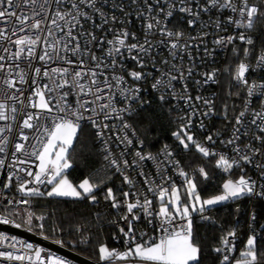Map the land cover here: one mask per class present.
<instances>
[{
    "label": "snow or ice",
    "instance_id": "1",
    "mask_svg": "<svg viewBox=\"0 0 264 264\" xmlns=\"http://www.w3.org/2000/svg\"><path fill=\"white\" fill-rule=\"evenodd\" d=\"M59 6L64 3V0H53ZM138 0H132L136 4ZM197 4L199 11H194L192 4ZM49 0H44L40 5V11L35 10L37 0H21L17 4L15 0H0V121L16 120L17 115H20L21 125L19 132V139L21 141H28L29 137L25 134L24 129H34L37 133L35 137L36 143L33 145L32 150L27 152L26 155L34 157L36 163V171L33 172L30 168H21L20 171L24 172L27 177L31 179H23L17 177L16 191L21 195V199L16 203L28 206L35 197H65L73 199L87 198L92 203L98 201L96 189L100 187L98 184L92 183L89 179H84L78 185H74L69 181L64 174L65 170L71 167L68 159L69 149L73 146V141L76 138L77 131L80 128V121L88 120L92 123L93 127L97 129L96 135L103 139L105 129L109 128L107 123L101 122L109 119H119L122 121L120 128L124 132L123 136L116 134L117 140L121 144L131 146L133 140L129 138L125 129H131L132 135L135 136V129L124 121L125 114L133 112L132 104L144 101L140 97L141 89L134 85H129V78L134 82H139L147 79L150 73L144 71L148 62L154 60L152 51L154 45L152 43V36L157 32L166 39L160 41L161 44H167L170 49V55L176 58L177 50H186L190 47L189 44H181L184 38V33L181 31L173 32L167 27V20L170 19L175 11L187 14L191 19L187 20L189 27H195L197 21L200 19V12L209 13L211 10H229L234 15L227 17L228 24L233 25L235 28L243 29L239 34H233L226 37L217 38L214 43L217 46L226 48L228 45L233 44L239 40L245 45L243 48V58L234 68L233 80L238 86H243L247 91V97L252 98L257 90L264 97V83L257 84L255 81L250 82L247 74L250 71H257L264 69V45L256 53V41L249 31L256 30L257 21L264 22V0L260 3H249V0H207V4L201 6L198 0H153L149 3L144 0L147 8V13L141 9H137V16L144 18L147 22L144 24V39L141 42L136 33L129 32L126 28H121L116 31L111 28L108 31L113 32L112 39H98L94 33H81L91 38V41H96L99 44L106 43L109 47L105 50V56L108 62H105V57H97L91 53L88 45L81 48L79 38L74 36L73 28L81 24V18L84 20H91L89 13L83 12L80 4H85L87 7L93 9L98 13L101 22L96 24L93 20V26L103 28L104 25L109 23H116V17H107L103 11L96 7L97 0H80V4L72 3L71 7L75 10L61 12L57 10L53 18L50 20V27L45 29V21L48 20L45 14L41 19H36L35 23L27 24L29 20L35 19L40 16L41 12H45L44 5L48 4ZM153 4L159 6L158 10L153 8ZM166 5V7L162 6ZM24 6H32V14L28 15L23 11ZM19 8L21 11H11V9ZM120 10L123 11L122 6ZM153 11L156 15L153 16ZM163 13L165 23L162 25L160 14ZM70 17V19H69ZM155 21L153 23L152 21ZM66 21L70 26L65 30L59 23ZM74 22V23H73ZM120 23H123L121 21ZM216 28L221 29V22H215ZM27 25V27H25ZM11 26V27H9ZM207 25H202V27ZM53 28L64 33V37H56ZM226 30V29H221ZM46 31L45 36H41L42 32ZM27 32L29 34L17 36L15 40L11 39V33ZM49 37L52 40L49 41ZM136 41L129 43V40ZM191 40L197 37H189ZM200 39H203L201 36ZM75 41V44L72 42ZM6 42V43H3ZM43 43L45 47L37 52V47ZM7 45H15V51H11ZM69 45H72L69 47ZM207 52V49H205ZM233 53L240 56V49L233 47ZM71 52L74 56H78V63L67 58L62 53ZM255 53V55H254ZM87 57L93 62L94 66H89L85 69L84 58ZM249 58L255 59V65L251 63ZM132 60L140 68V71L129 69L126 61ZM35 61L40 62V66H36ZM62 63L74 67H51V64ZM167 63V61H165ZM153 66H155L153 64ZM173 68L176 66L173 65ZM107 68L111 70V76L105 75L103 72H97L96 69ZM119 70V71H117ZM228 71V69H226ZM178 75L169 73H162L161 77L156 78L152 84V88L159 91L164 88L166 91L160 95V100L163 101L168 91L173 93V98H176L175 87L173 81H184V71L182 68L177 69ZM126 73V75H125ZM192 69H188V76H191ZM216 71L205 73L204 83L209 81H216ZM99 76H103V81L99 80ZM88 78V83L82 81ZM42 80H47V83H41ZM199 83V82H197ZM27 85L28 95L25 96L23 87L17 85ZM118 89L121 101L125 103V107L117 108L115 100L117 93L113 89ZM69 89V91H64ZM107 90V91H105ZM183 92L187 93V84L183 85ZM103 93V95L101 94ZM75 95L76 102L73 106L69 102V96ZM93 97V99H85L83 97ZM185 99V103L191 105L193 97L190 95L181 96ZM196 101H202L207 107V111L203 112L204 116L214 114L212 101L205 99L201 96L195 97ZM9 101L12 103L10 104ZM27 101V102H25ZM100 101H104L100 103ZM19 103L20 107L17 108L16 104ZM251 99H246L245 109L240 111L235 116V125L232 136L221 143L233 145L235 156L229 158L224 154H217L212 151L205 144L196 140L191 134L192 116L197 115L193 111L187 117V123L173 132V136L178 143L185 149L190 146L200 153L203 157L218 156L215 163L218 168L224 172H230L233 168L241 167L245 164H252L254 157L261 153L260 148H255L251 143L244 145L242 148L237 141L241 136L249 134L246 124L255 126V129L264 134V112H256L252 114V119L246 121L245 117L248 111V105ZM88 105H94L88 107ZM227 105H225V110ZM85 113H90L85 115ZM115 114V115H114ZM52 119L51 127L46 125L49 119ZM225 118L227 113L225 111ZM183 119V118H182ZM259 121V123H258ZM203 128V124L200 125ZM243 129V131H241ZM13 131L12 125L0 127V153H5L9 144L12 141L9 139L5 132L11 133ZM254 139L259 141L264 146V135H255ZM207 142L215 143L212 135L205 137ZM142 146L143 141H138ZM105 143V152L109 156H113L107 141ZM14 152L12 155L15 157L16 153L25 152L24 143H14ZM124 153H121V159L118 160L114 156L109 161L110 165L123 175L124 184L129 186V189H136V191H123L122 188L114 190L109 187L103 194V199L110 203L111 208H123L124 212L120 215V220L124 221V226H118L119 237L113 236V239H122L125 248L123 251L119 249L110 248L106 243L98 245V259L101 264H199L201 256V246L196 242L193 234V221L192 214L200 213L202 219H209L203 214L212 206L222 204L228 201H239L241 198L257 196L264 199V184H258V181L253 180L246 175H240L237 179H227L222 185L220 194L214 195L210 198L203 199L197 191L196 182L189 177V174L179 167V161L174 160V154L169 150L168 145H165L159 154L153 155L151 153L144 154L142 151H136L135 156L137 160L129 164L127 159H123ZM163 156L164 160L172 166L178 168L179 176L184 178L185 181V195L186 200L182 201V196L179 189L172 184L170 188L156 185L155 187L148 186L150 181L144 172L141 170L138 175L143 177L144 184L148 186V192L156 194V199L159 200V208L154 211L152 208L153 200L143 195L142 190L137 187V181L129 175H124L121 165L124 169L131 166L139 167V161L154 160L156 161L157 168L159 169L163 161L160 157ZM29 161L19 160L20 164H26ZM4 165V160L0 159V167ZM260 170L261 175L264 176V163H257L255 165ZM199 174L205 179L208 178V173L204 167L197 169ZM13 175L8 176V183L4 184V188L11 186ZM161 178L166 181L167 178L161 173ZM51 185L50 190L41 191L40 185ZM31 185V186H30ZM259 189V190H258ZM121 197L123 199H121ZM143 197V198H142ZM9 204L13 201H8ZM240 209L237 208V212ZM142 214V215H141ZM34 213L30 210L27 211V223L31 224ZM99 214H97L98 216ZM142 216L147 219V223L152 226V231L158 233L155 237L144 239L147 233H141L139 239L135 228V222L141 220ZM43 219V216L37 217ZM257 216L255 211L250 215L249 229L250 233L244 245V249L240 252L239 258L235 259L233 264H261L260 257L264 256V251L258 249V233L256 232L255 224ZM0 223L8 224L9 220L5 217H0ZM115 223V222H113ZM17 228L19 224L15 225ZM43 227V225H41ZM264 229V224L260 225ZM76 230L81 231L80 226ZM235 237L236 230L228 231L220 239V247L213 249L216 253H221L220 264H228L230 261V253L235 251ZM9 239L6 236H0V248L5 250L0 251V262H20L28 261V264H45L41 257V250L33 247L32 244L22 243L17 241L15 237L11 238L13 241L5 245L4 241ZM87 243V238L82 240ZM16 243H22V247L27 249L29 254H16L19 250L16 249ZM12 250H8V249ZM48 264H65V261L58 258H48Z\"/></svg>",
    "mask_w": 264,
    "mask_h": 264
},
{
    "label": "built area",
    "instance_id": "2",
    "mask_svg": "<svg viewBox=\"0 0 264 264\" xmlns=\"http://www.w3.org/2000/svg\"><path fill=\"white\" fill-rule=\"evenodd\" d=\"M17 4L21 3V0H15ZM44 0H37V4L35 5V10L40 11V5L43 4ZM75 2L77 4H80V0H64V3L57 6L53 0H49V3L44 5L45 12H41L40 16H36L35 19L29 20L27 24L35 23L36 19H41L45 14L48 17V20L45 21V29L47 27H50V20L53 18L54 13L59 10L62 13L72 11L73 14L75 13V10L72 9L71 5ZM149 3H153V0H148ZM255 0H249V3H254ZM236 3L239 4V0H236ZM256 3V2H255ZM198 4L201 6H204L207 4V0H198ZM122 6L123 11L120 10V7ZM166 7V5H162ZM96 7L101 9L105 16L112 17L113 15L116 17V23H112L109 19V23L107 25H104L103 28H97L93 26V20L96 22V24H99L101 22L100 16L98 13L94 12L92 8L87 7L85 4H80V8L83 12L89 13L91 16V20H84L81 18V24L77 25L75 28H73V35L77 36L79 38V43L81 45V48L83 49L84 46L87 44L91 53H94L97 57H105V62H108L107 57L105 56V50L109 47L106 43L99 44L96 41H89L91 38L87 35H81V33H94L98 39L104 38V39H112L113 32L108 31L109 28L113 30H120L121 28H126L129 32L136 33L138 39L143 42L144 39V24L147 22L144 18L137 16V9L143 10L145 13H147V8L144 4V0H138L136 4L132 3V0H97ZM157 5L153 4V8L155 10H158ZM194 11H199V8L197 7V4L194 2L192 4ZM11 11L20 12L21 9L13 7ZM23 11L27 13L28 15L32 14V6H24ZM153 16L156 15V11H153ZM234 15L229 10H211L209 13L200 12V19L197 21L195 27H189L187 24V20L191 19L187 14L180 13L179 11H175L173 16L167 20V27L173 32L181 31L184 33V38L181 40V44L187 43L190 45L186 50H177L176 58H173L172 55H170V49L167 46V44H161L160 41L163 39H166L165 37H162L158 32L155 36H152V43L154 45L152 56L154 57V60L148 62L147 67L144 69L145 72L150 73V75L147 77V79L134 82L130 78L128 80L129 85H134L136 87H139L141 89L140 91V97L144 101L143 104L140 103H133L132 109L133 112H136L137 110L141 109L142 107L146 106L149 102V96L151 95L153 99H156L157 101L160 100V95L165 92L166 90L164 88H161L159 91H156L152 88V84L155 82L156 78L161 77L162 73H171L172 75H178L177 69L182 68L184 71L185 80L184 81H173V85L175 87V95L176 98H173V93L171 91L167 92V95L165 96V99L163 102L171 103L173 105L174 110H176L178 116L181 117L182 122L187 123V117L189 114H191L193 111H196L197 115L192 116V128H191V134L194 135L197 141L205 144V146L209 147L212 151L216 152L217 154H224L228 156L229 158L234 157L236 154L233 151L234 146L233 145H227L224 143H221V141L228 140L234 131V125H235V118L232 122L223 124L222 120L220 119H212L213 115L210 116H204L203 112L207 111V107L203 104L202 101H196V96H201L205 99L212 101V106L214 108L215 113V107H216V90L213 88L214 85H216L219 81L220 74L218 72V58H223V56L227 53V49L230 45H228L226 48L222 46H217L214 41L219 37H226L233 34H239V32L243 31V29L235 28L233 25L228 24L227 17ZM160 20L161 24L163 25L165 23L163 13L160 14ZM70 19V17H69ZM219 20L221 22V30L216 28L215 22ZM123 21V23H120ZM155 23V21H152ZM61 26L67 30V28L70 26L66 23V21H60L59 22ZM74 23V22H73ZM202 25H207L202 27ZM3 25H0L2 27ZM11 27V26H9ZM27 27V25H25ZM53 31L55 33L56 37H64V33L56 30L53 28ZM29 33L27 32H20L11 33V39L15 40L17 36H23L27 35ZM47 33L42 32L41 36H45ZM203 37V39H200V37ZM189 37H197L195 40L189 39ZM49 41L52 40V37L48 38ZM64 40H67V37H64ZM136 41L129 40V43H134ZM6 43V42H3ZM72 44H75V41L72 42ZM10 47L11 51H15V45H7ZM72 45H69L71 47ZM45 47L43 43H41L37 47V52L39 53L41 49ZM207 49V52L205 51ZM258 53V52H256ZM63 55H66L67 58L73 60L74 62L78 63V56H74L71 52L62 53ZM255 55V54H254ZM251 63L255 65V59L250 58ZM167 61V63H165ZM36 66H40L39 61H35ZM85 63V69L89 66H94L93 62L89 60L87 57L84 58ZM127 67L129 69H135L137 71H140V68L133 62L132 60L126 61ZM153 64L155 66H153ZM175 65L176 67L173 68L172 66ZM74 67L62 64V63H54L51 64V67ZM192 69L191 76H188V69ZM216 71V81L212 82L209 81L208 83H204L205 73H211L213 71ZM97 72H103L105 75L111 76V70L107 68H100L96 69ZM119 71V70H117ZM126 75V73H125ZM99 80L103 81L104 77L99 76ZM247 78L250 82L255 81L257 84L264 83V69H260L257 71H250L247 74ZM199 82V83H197ZM41 83H47V80H42ZM82 83L87 84L88 78L85 77V79L82 81ZM184 83L187 84L188 92H183V85ZM18 87H23L25 90V96L28 95V86L27 85H17ZM245 91V96L242 100L241 108L239 109L238 113L245 109V101L246 99H251V103L248 105V111L245 117L246 121H250L253 117L252 114L256 112H264V97L261 96L260 90L258 89L256 94L252 98L247 97V91L246 89L241 86ZM64 91H69V89H64ZM107 91V90H105ZM114 92L117 93L116 100H115V106L119 108L125 107V103L121 101V98L119 96L118 89H113ZM103 95V93H101ZM190 95L193 97V100L191 102V105L185 103V99H182L181 96ZM85 99H93V97H83ZM2 99V97H0ZM27 102V101H25ZM69 102L75 106L76 102V96L70 95L69 96ZM104 101H100V103H103ZM11 104L12 102L9 101ZM17 108L20 107L19 103L16 104ZM94 105H88V107H93ZM131 114H125L124 115V121H126L128 124L132 126V129H134L132 123L130 122V116ZM237 113V114H238ZM90 113H85V115H89ZM236 114V115H237ZM115 115V114H114ZM183 118V119H182ZM211 124H217L209 126V122ZM102 123H107L109 125L108 129H105V135L102 138L98 137L96 135L97 129L93 127L92 123L88 120H82L80 121V125L82 124H88L90 125L95 132V135L100 142L101 146L105 148V141L108 143V147L110 148L111 152L113 153V156L120 160L121 159V153H124L123 159H127L129 161V164L132 165V162L137 160L138 158L135 156L136 151H142L144 154L151 153L153 155L159 154L161 150L164 148L160 147L159 149L152 151L148 148H146V145L143 141V145L141 146L138 141H142V139L139 137L138 133L135 130V136L132 135L131 129H125L128 133L129 138L133 140L132 145L126 146L124 144H121L119 140L116 138V134L118 133L120 136L124 135V132L120 131L122 121L119 119H109V120H103L101 117ZM183 123V124H184ZM201 123L203 124V128L200 127ZM259 123V121H258ZM11 124L13 131L11 133L5 132V135L9 137V139L12 141L11 144H9L8 148L6 149L5 153H0V159L4 160V165L0 167V217H5L9 220L8 224H4L7 226H13L19 224V229H22L24 231H28L31 233H36L35 231L29 229L28 227L16 222L11 216L8 215V211L11 209H16L20 207H28L23 204L16 203V201H19L22 197L21 195L16 191L17 188V177L23 178V179H31L30 177H27L24 172H21V168L28 169L30 168L33 172H35L36 169V163L34 157L26 155L27 152H30L32 150L33 145L36 143L35 137L37 135H41L37 133L34 129H24V132L26 135H28L29 139L28 141H21L19 139V132H20V125H21V118L20 115H17L16 120H9V121H0V127H6L7 125ZM46 125L48 127H51L52 125V119L50 118ZM246 128L249 130V134L247 136H241L240 140L237 141V143L243 148L244 145L251 143L253 147L260 148L261 153L259 155H256L254 157V160L252 164H245L241 167L233 168L236 171L240 172V175H246L247 177L252 178L253 180L258 181V184H264V176L261 175V172L259 169L255 167L257 163H264V146L261 145L259 141H256L254 139L255 135H264L262 133H259L255 126H251L246 124ZM243 131V129L241 130ZM208 135L213 136V140L215 143L207 142L205 140V137ZM24 143L25 144V152L24 153H16L15 157L12 155L14 152V143ZM171 151V149L169 148ZM173 153V152H172ZM107 154V153H106ZM174 154V153H173ZM113 156H109V161L113 158ZM218 157V156H217ZM161 161L163 163L161 164L160 168H157L156 161L154 160H144L139 161V167L137 166H131L127 169L123 168V165H121L122 171L124 175H129L130 177L134 178L137 181V187L142 190L143 195H146L147 198L153 200L152 208L154 211H157L159 208L158 205V199H156V194L152 192H148V186L155 187L156 185H162L163 187L170 188L172 184L178 185L184 183V178L179 176L178 174V168L172 166L167 161L164 160V157H160ZM19 160H27L29 161L26 164H20ZM174 160L179 161V167L182 168L185 172H187L186 168L181 164L180 160L177 158V156L174 154ZM114 168V167H113ZM115 169V168H114ZM116 170V169H115ZM143 171L145 176L148 177L150 181V185L146 186L144 184L143 177L139 176L138 173L140 171ZM116 172L119 174L120 178L123 179V175L121 172ZM161 173L167 178H170L169 180H165L161 178ZM188 173V172H187ZM13 180L11 182V186L8 188H4V184L8 183V176L13 175ZM31 186V185H30ZM41 191H48L51 188V185H40ZM259 190V189H258ZM125 191H136V189H129V186L125 184ZM143 198V197H142ZM251 200L254 199H262L257 196L247 197ZM8 201H13V203L9 204ZM252 209L249 208L248 215L250 219V215L252 213ZM142 215V214H141ZM203 216H206L204 213ZM196 219L201 220V214L198 213L195 215ZM135 228L137 232V238L139 239V236L141 233H147V236L144 237L145 240H147L149 237H155L158 235V233L152 231V226H150L147 223V219H145L143 216L141 220L135 222ZM40 235V234H38ZM0 236H6L9 239L5 240V245L12 243L13 241L11 238L15 237L17 241H20L22 243H28L32 244L34 249L39 248L41 250V257L45 261V264H48V258H58L63 261H65V264H78L74 262L73 260L67 259L62 255H59L48 248L36 243L35 241L28 239L23 236H18L15 234H11L5 231L0 230ZM42 236V235H41ZM44 237V236H43ZM264 239V237H262ZM54 241V240H53ZM60 245H63L61 242L56 241ZM22 243H16V249L19 251L16 254H29L28 250L22 247ZM64 246V245H63ZM66 247V246H65ZM125 244L123 242V246L119 249L120 251H123L125 248ZM70 249V248H69ZM5 250L3 248H0V251ZM12 250V249H8ZM72 250V249H71ZM232 253H230L231 255ZM0 264H10V262H0ZM15 264H20V262H15ZM23 264H28V261H24Z\"/></svg>",
    "mask_w": 264,
    "mask_h": 264
},
{
    "label": "trees",
    "instance_id": "3",
    "mask_svg": "<svg viewBox=\"0 0 264 264\" xmlns=\"http://www.w3.org/2000/svg\"><path fill=\"white\" fill-rule=\"evenodd\" d=\"M260 3V0H255ZM264 7V4H262ZM256 41V52L264 45V22L257 21L256 30L249 31ZM240 49V56H236L232 49ZM239 40L230 44L227 53L223 58H218L219 81L214 85L216 92V107L212 119H220L223 124L234 120L241 108L245 91L233 80L234 68L243 58V48ZM255 54V53H254ZM250 59V58H249ZM228 69V71H226ZM149 96V103L132 113L130 122L144 141L146 148L155 151L160 147L168 145L171 151L177 156L181 164L186 168L189 177L197 184V191L203 199L220 194L222 185L227 179H237L240 172L232 169L224 172L216 166L217 156L203 157L194 147L190 146L185 150L172 135L176 132L182 122L171 103L157 101ZM225 105L227 109L225 110ZM225 111L227 118H225ZM211 127L213 124L208 122ZM217 125V124H214ZM106 152L98 141L94 129L88 124L80 125L72 148L69 149L68 159L71 167L65 170V175L74 184L78 185L84 179L100 185L96 189L98 201L94 204L87 198L73 199L65 197H35L28 207H20L8 211L16 222L28 227L36 233L61 242L64 246L83 254L94 260L98 259L97 248L101 243H106L110 248L123 246L122 239H113L114 235L119 237L118 226H124L120 215L124 209H113L110 203L103 199L107 188L114 190L122 188L125 191V184L116 170L110 165L109 158L105 159ZM204 167L208 173L205 179L197 171ZM182 201L186 200L185 182L178 184ZM121 199H123L121 197ZM159 204V202H158ZM239 208L240 218L237 220L236 208ZM249 208L255 211L257 220L253 227L258 233V249L264 251V199L241 198L239 201H228L212 206L205 214L207 220L195 218L198 213L192 214L193 234L196 242L201 246L202 252L199 264H220L221 253L213 251L220 247V239L228 231L235 229V251L230 255L228 264H233L239 258L240 252L244 249L245 242L250 233L249 229ZM34 213L31 224L27 221V211ZM97 214H99L97 216ZM43 216V219L37 217ZM115 222V223H113ZM43 225V227H41ZM80 226L81 231H77ZM87 238V243L82 240ZM261 264H264V256L260 257Z\"/></svg>",
    "mask_w": 264,
    "mask_h": 264
},
{
    "label": "water",
    "instance_id": "4",
    "mask_svg": "<svg viewBox=\"0 0 264 264\" xmlns=\"http://www.w3.org/2000/svg\"><path fill=\"white\" fill-rule=\"evenodd\" d=\"M237 208L235 209V212L237 213L236 219L238 220L240 218V213L237 212ZM0 230L31 239V240L35 241L36 243L48 248L49 250H51V251H53L59 255H62L67 259L73 260L74 262H76L78 264H101V262L99 260H94L92 258H89V257H87L83 254H80L74 250H71V249H69L63 245H60L56 241H53V240L48 239L46 237H43L41 235L31 233L28 231H24V230L19 229L17 227L7 226V225H4L2 223H0Z\"/></svg>",
    "mask_w": 264,
    "mask_h": 264
},
{
    "label": "rangeland",
    "instance_id": "5",
    "mask_svg": "<svg viewBox=\"0 0 264 264\" xmlns=\"http://www.w3.org/2000/svg\"><path fill=\"white\" fill-rule=\"evenodd\" d=\"M70 181V180H69ZM71 182V181H70ZM82 182V181H81ZM80 182V183H81ZM178 189H179V187H178V185H175ZM180 191V190H179ZM206 217H208L209 218V216L208 215H206ZM201 220H203V219H201ZM204 220H207V219H204Z\"/></svg>",
    "mask_w": 264,
    "mask_h": 264
},
{
    "label": "crops",
    "instance_id": "6",
    "mask_svg": "<svg viewBox=\"0 0 264 264\" xmlns=\"http://www.w3.org/2000/svg\"><path fill=\"white\" fill-rule=\"evenodd\" d=\"M158 202H159V200H158ZM159 204H160V202H159ZM159 204H158V205H159ZM117 264H121V262H117Z\"/></svg>",
    "mask_w": 264,
    "mask_h": 264
},
{
    "label": "clouds",
    "instance_id": "7",
    "mask_svg": "<svg viewBox=\"0 0 264 264\" xmlns=\"http://www.w3.org/2000/svg\"><path fill=\"white\" fill-rule=\"evenodd\" d=\"M68 248V247H67Z\"/></svg>",
    "mask_w": 264,
    "mask_h": 264
}]
</instances>
